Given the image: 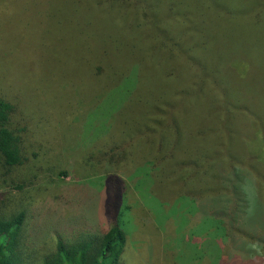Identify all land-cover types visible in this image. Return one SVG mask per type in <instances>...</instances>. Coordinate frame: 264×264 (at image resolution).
I'll return each mask as SVG.
<instances>
[{
	"label": "rangeland",
	"instance_id": "1",
	"mask_svg": "<svg viewBox=\"0 0 264 264\" xmlns=\"http://www.w3.org/2000/svg\"><path fill=\"white\" fill-rule=\"evenodd\" d=\"M96 1L0 0V96L13 86L20 88L9 95V100L27 108L22 118L14 122L26 128L23 153L33 160L14 176L0 175V211L28 212L40 206L57 212L63 222L76 217L74 227L83 233L75 241L93 238L109 226L101 200L94 197L95 189L103 191L104 187L100 180L104 172L98 166L106 168L107 162L95 155L111 130L133 132L151 117L149 111L154 107L165 114L171 112L175 118V101L183 91L184 114L180 123L193 142L196 141L193 151L205 152L212 141L197 136L196 131L204 129L210 121L207 115L212 98H204L207 88L197 99L190 92L200 79L195 71L202 72L209 64L223 74L226 86L237 100L243 101L247 95L249 102L257 96L264 100V50L257 63L246 57L250 41L239 37L241 17L229 24L212 20L207 7L215 11L218 0L205 3L188 0L189 11L205 7L200 11L204 12L202 18L189 21V29L194 24L200 32L198 35H203L205 28L206 35L209 34V40L202 44L204 65L194 63L193 69L183 65L175 55H165L167 44L154 34L144 10L132 5L124 11L117 6L99 7ZM167 1L159 0L156 11L166 12ZM238 1L249 6L263 1L264 5V0ZM167 24L176 28L184 25L173 19ZM257 27H264V22ZM128 28L131 35L137 34L131 37ZM192 29L190 35L195 38ZM244 34L254 38V28L245 27ZM190 43L191 40L189 46ZM254 48L258 47L254 45ZM98 67L102 71L94 75ZM71 86L74 103L69 110L66 93ZM233 141L234 146L246 152L262 151L261 140L250 128L241 137L244 144ZM135 143L133 157L138 147H145L140 140ZM127 146V150L131 148ZM151 151L154 157L172 152L167 148L163 153ZM173 154L174 158L163 162L167 171H176L173 167L176 162L186 165L192 159V153L187 150ZM198 158L193 179L206 181L212 189L219 190L220 181L212 176L216 178L221 170L228 169L225 162L211 159L213 167L207 172L201 167L204 159ZM154 161L143 160L140 165L138 162L125 168L124 173L130 177L142 168L150 176L155 169ZM100 171L101 175L96 176ZM126 175L123 197L117 205L118 211L121 210L118 223L128 236L130 255L124 257L123 264H208V255L212 258L214 255L217 264H264V228L252 232L249 225L242 234L232 233V237L220 229L218 216L212 211L218 204L208 198L218 193H201L195 200L179 193L186 190L174 182L171 174L169 180L152 187L150 183L147 186L144 175L143 183L137 187L135 180ZM19 178L25 179L24 184L13 182ZM251 179L247 177L246 190L254 201ZM15 186L24 188L18 190ZM249 216H245V221ZM31 235L29 227L23 229L16 253L21 264H42L54 252L55 239L49 238L34 248L30 244Z\"/></svg>",
	"mask_w": 264,
	"mask_h": 264
},
{
	"label": "trees",
	"instance_id": "2",
	"mask_svg": "<svg viewBox=\"0 0 264 264\" xmlns=\"http://www.w3.org/2000/svg\"><path fill=\"white\" fill-rule=\"evenodd\" d=\"M167 2L169 3L165 5L168 6L164 13L161 10L156 11L159 0H97L96 5L99 7L117 6L122 11L132 5L142 11L144 10L146 12L144 15L148 16L150 24H152L154 34L160 41L167 44L166 50L168 52H165V55L167 53L173 57L175 55L176 58L182 61L183 65L193 69L192 66L203 63L204 50L202 44L205 39L209 40V34L206 35L205 28V35H198L200 32L194 24L193 29H189L188 24L194 17L202 18L201 15L204 12L201 13L200 11L204 6L189 11L188 0H168ZM191 2L205 3L206 0H192ZM217 3L218 7L213 6L215 11L207 7L211 11L212 20L229 24L241 17L242 24L238 25L240 29L239 37L250 41L246 57H252L257 63L261 51L264 50V40H262L264 38V27H257L261 22H264L263 1L260 3L252 2L251 6L238 0H218ZM171 19L177 22L182 21L184 23L183 28H176L167 24ZM166 20L167 22H165ZM248 26L254 28L255 39L245 36L244 29ZM191 29L195 38L190 35L189 31ZM241 30H243V33ZM129 33L131 37L137 34L133 33L131 35V29H129ZM253 44L258 47L257 50ZM48 69L49 71L52 70L51 67H48ZM101 71V67H98L94 75H100ZM195 72L200 79H198L194 88H191V96L197 99L203 96L202 93H205L206 90L208 97L204 98L206 100L212 98L207 115L210 121L204 129L196 131L199 133L197 136L212 141V144H207L205 152L200 154L193 151V143L196 144V141L193 142L190 134L183 129L180 123L183 118L182 114H184L185 102V93L181 91L177 95L178 101L174 100L176 103L175 110H177L175 118L170 115L171 112L165 114L154 107L150 108L149 111L151 117L146 119L143 126L140 123V126H137V129L133 132L111 130V134L109 132L105 135L107 139H104L101 145L102 148L98 150L97 153L99 154L95 155V157L102 158V161H107V164L105 163L106 168L98 166L104 173L100 171L96 174L98 176L102 173L103 177L100 180L104 182V187L103 191L95 189L94 198L101 200V208L109 221L108 228L93 238L75 241L77 238H74L83 233L82 230L80 231L74 227L78 221L76 217L63 222L62 217L57 215V212L45 210L40 206L32 207L28 212L23 209L3 210L0 211V264H21L16 248L22 231L26 227L31 229V247L39 248L47 239L52 237L55 239L54 252L46 257L42 264H123L124 257L130 255H128L129 251L127 250L128 236L118 223L121 210L118 211L117 205L123 197V185L126 175L124 169L136 166V163L141 159L137 165H140L143 160H155V169H152L153 173L150 176L149 172L144 174L142 168L137 169L130 177L126 175L129 179L135 180V187L141 181L143 183L144 176L146 177L147 186L149 187L150 183V187H152L158 184L159 181L169 180L172 175L174 182L186 190L179 193L192 196L195 200H198L201 193L203 195L218 193L208 198L213 204H218L212 211L218 216L219 228H222L231 237L232 233L242 234L244 228L249 225L250 230L249 228L247 230L252 232L263 229L264 100L257 96L249 102L248 95L244 97L243 101L237 100L233 91L226 86L223 74L218 72V68L212 67L210 64L208 69L203 68L202 72L197 70ZM244 73L245 71L241 72L242 76L246 77ZM71 88L72 86L66 93L69 97L67 102L69 110H72V103H74L73 89ZM1 89L3 90V88ZM17 89L20 88L13 86L11 90L0 96V175L4 178L16 175L15 172L19 168L33 161L23 153V136L27 132L26 128H20V125L14 122V119L22 118V112L26 113L27 108L24 104L22 107L19 103L14 104L9 100V95H13ZM169 106L171 111V103ZM242 119L248 122L242 123ZM248 128L255 131L262 142L260 153L246 152L245 149L234 146L236 144L233 139L241 143V137L246 135ZM136 140H140L145 146L144 148L138 147L139 151L135 156L139 158L138 161H135L136 158L133 157V146L136 144ZM128 144L131 148L127 150ZM166 148L172 152L162 157H154L151 151L155 149L156 152L163 153ZM179 150L190 151L192 153L191 161L186 165L176 162L173 166L176 171L173 169L172 171L171 169L169 171L165 170L163 162L169 158H174L173 153ZM198 157L204 159L201 167L205 170L213 167L210 163L211 159H220L225 162V169H228L221 170L218 175L219 178L212 176L213 179H219L222 186L219 190L212 189V185L209 186L206 181L193 179V173L195 171L196 174L198 168ZM158 177H160V180H158ZM247 177L249 179L254 177L251 179V192L254 201L249 197L248 190H246ZM23 180L25 179L19 178L13 180V182L21 181L24 184ZM188 184L191 186L187 187ZM15 188L21 190L24 187L15 186ZM247 215L251 216L246 218L247 221H245ZM208 256L210 258L208 264H217L214 262V255L213 258L210 255Z\"/></svg>",
	"mask_w": 264,
	"mask_h": 264
}]
</instances>
